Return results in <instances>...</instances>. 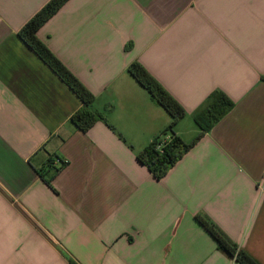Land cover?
Returning a JSON list of instances; mask_svg holds the SVG:
<instances>
[{
    "label": "crops",
    "instance_id": "crops-1",
    "mask_svg": "<svg viewBox=\"0 0 264 264\" xmlns=\"http://www.w3.org/2000/svg\"><path fill=\"white\" fill-rule=\"evenodd\" d=\"M49 1L0 0V264H239L197 214L264 264V0H69L38 37L114 128L88 132L18 36ZM135 62L187 111L186 143L214 92L235 104L161 180L138 154L172 118Z\"/></svg>",
    "mask_w": 264,
    "mask_h": 264
},
{
    "label": "trees",
    "instance_id": "trees-1",
    "mask_svg": "<svg viewBox=\"0 0 264 264\" xmlns=\"http://www.w3.org/2000/svg\"><path fill=\"white\" fill-rule=\"evenodd\" d=\"M69 0H50L34 17H32L20 30L19 38L45 63L80 99L82 107L75 112L71 123L80 131L88 132L96 123L103 121L112 130L101 112L95 110L93 103L95 96L63 65V63L39 39V30L53 17ZM129 73L146 91L151 99L162 107L171 116L172 122L152 143L138 154L141 164L157 178L163 179L173 166L178 163L186 152L228 113L235 104L223 92L217 91L209 96L205 108L194 116V121L199 127V134L193 142L186 143L175 134L177 125L186 117L185 108L179 104L159 82L141 65L133 63ZM109 108H111L109 106ZM61 167L55 166L54 158L39 171L45 182L51 186L54 177L61 171L67 162L61 161ZM196 220L207 229V232L217 241L219 250L227 256L234 258L239 264H258L240 246L228 237L224 230L216 225L207 215L197 214Z\"/></svg>",
    "mask_w": 264,
    "mask_h": 264
},
{
    "label": "built area",
    "instance_id": "built-area-1",
    "mask_svg": "<svg viewBox=\"0 0 264 264\" xmlns=\"http://www.w3.org/2000/svg\"><path fill=\"white\" fill-rule=\"evenodd\" d=\"M264 187V186H263Z\"/></svg>",
    "mask_w": 264,
    "mask_h": 264
}]
</instances>
